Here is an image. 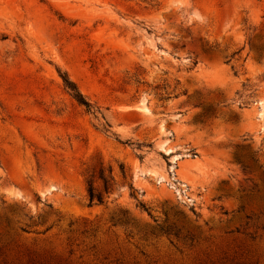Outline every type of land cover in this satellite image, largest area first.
Wrapping results in <instances>:
<instances>
[{
	"label": "rangeland",
	"instance_id": "rangeland-1",
	"mask_svg": "<svg viewBox=\"0 0 264 264\" xmlns=\"http://www.w3.org/2000/svg\"><path fill=\"white\" fill-rule=\"evenodd\" d=\"M0 264H264V0H0Z\"/></svg>",
	"mask_w": 264,
	"mask_h": 264
},
{
	"label": "trees",
	"instance_id": "trees-1",
	"mask_svg": "<svg viewBox=\"0 0 264 264\" xmlns=\"http://www.w3.org/2000/svg\"><path fill=\"white\" fill-rule=\"evenodd\" d=\"M63 82L67 90L71 93L72 97L80 104L83 105L86 110L89 112L91 110V105L84 99V97L78 92L77 88L65 77ZM89 201L92 202L96 197L100 201V196H96L92 190L89 189Z\"/></svg>",
	"mask_w": 264,
	"mask_h": 264
}]
</instances>
